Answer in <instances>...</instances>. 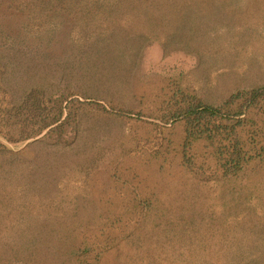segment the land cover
I'll list each match as a JSON object with an SVG mask.
<instances>
[{"label": "trees", "instance_id": "trees-1", "mask_svg": "<svg viewBox=\"0 0 264 264\" xmlns=\"http://www.w3.org/2000/svg\"><path fill=\"white\" fill-rule=\"evenodd\" d=\"M4 1L84 19L72 57L37 60L15 40L0 54V136L18 145L48 127L19 151L0 139V264H264V83L211 100L164 75L145 94L163 124L95 100L158 74L129 72L126 50L193 51L232 0ZM102 113L138 130L111 132ZM74 172L79 185L63 180Z\"/></svg>", "mask_w": 264, "mask_h": 264}, {"label": "rangeland", "instance_id": "rangeland-1", "mask_svg": "<svg viewBox=\"0 0 264 264\" xmlns=\"http://www.w3.org/2000/svg\"><path fill=\"white\" fill-rule=\"evenodd\" d=\"M224 6L227 14L224 21L208 28L200 39L192 41L195 47L193 51L184 52L177 49L163 54L158 41L145 45L139 58L126 50L122 55L124 63H121L126 65L129 72L133 73L134 69H138L137 73L158 74L139 79L132 77L129 82L121 83L117 91L111 94L103 90L101 92L104 95L103 99L97 97L95 100L102 102L106 108H109L107 99L114 103H122L130 109L129 111H133L128 114L129 117H140L145 121L163 124L153 117L156 108L153 107L155 103L151 100V96L155 97V91L159 89L160 84H163L161 77L164 75L181 73L183 83L211 100H218L235 86L264 83V0H232L226 2ZM61 15L62 22L52 13L40 17L26 8L6 4L4 0H0V17H2L0 54L5 62L7 63L8 59L6 47L13 40L23 44L26 53L33 54L37 60L45 59L53 63L65 56L72 57L76 47L83 41L77 29L78 23L84 17L80 12L66 13L64 10L61 11ZM89 18L87 16L85 19ZM88 22L89 25L92 24L91 19ZM8 63L7 66H12L11 56ZM81 93L87 94L84 90ZM146 93L151 96L145 95ZM80 99L84 98L80 97ZM97 117H100V120L107 118V129L111 132L115 131L116 134L119 133L118 131L126 133L129 128L138 130L133 118L108 116L104 113ZM21 145L22 143L13 146ZM64 152L67 154L61 153L59 155L61 157L52 153L55 163L64 164L70 160V151ZM69 167L71 170V164ZM74 173L76 174L63 177V180L79 185L82 174ZM170 191L168 187L164 191L165 195ZM209 192L210 187L204 189V194ZM30 194L36 193L32 191ZM34 208L35 206L32 207Z\"/></svg>", "mask_w": 264, "mask_h": 264}, {"label": "water", "instance_id": "water-1", "mask_svg": "<svg viewBox=\"0 0 264 264\" xmlns=\"http://www.w3.org/2000/svg\"><path fill=\"white\" fill-rule=\"evenodd\" d=\"M48 127H46L44 130H42L40 133H38L37 135L35 136H32V137H29L27 139H25L23 142H22V145L21 146H13V145H10L9 143H7L1 136H0V139L3 140L9 147L13 148L14 150L16 149H21L27 142L35 139V138H38L40 137L46 130H47Z\"/></svg>", "mask_w": 264, "mask_h": 264}]
</instances>
